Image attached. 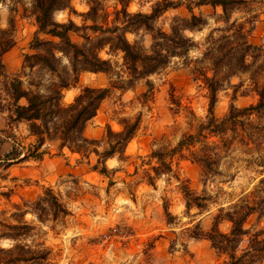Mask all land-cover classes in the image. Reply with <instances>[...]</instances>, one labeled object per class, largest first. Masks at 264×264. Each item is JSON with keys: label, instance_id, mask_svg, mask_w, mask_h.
<instances>
[{"label": "rangeland", "instance_id": "1", "mask_svg": "<svg viewBox=\"0 0 264 264\" xmlns=\"http://www.w3.org/2000/svg\"><path fill=\"white\" fill-rule=\"evenodd\" d=\"M88 1L73 0L72 6L79 15L58 12L56 21L67 22L71 18L82 25L80 14L89 10ZM100 1L109 13L121 8L119 0ZM158 1L162 0H130L128 11L150 14ZM171 1H180L183 6L162 14L156 21L158 28L169 32L175 18H190L189 3L207 24L199 31H186L197 45L186 59L175 58L167 69L136 82L132 88L113 89L102 103L85 131L89 139L101 141L97 147L100 153L108 149V127L118 133L124 122L139 120L138 131L125 153L105 160L95 153L85 158L67 148L60 151L58 143L50 142L39 149V159L32 157V145L37 140L28 123L9 122L7 108L13 99L5 85L13 78L23 77V88L35 90L30 85L32 71L23 68L26 55L35 53L31 44L38 27L32 16V0L0 1V28L10 29L12 22L15 41L2 57L8 79L0 77L1 248L21 244L37 253L49 251L45 264H225L226 256L209 240L195 239L194 235L210 232L221 208L228 210L256 197L264 179V164H257L264 149L250 153L236 142L221 162V174L215 176H205L198 163L179 155L172 161L173 173L155 175L152 168L158 163L150 158L152 152L174 148L183 136L196 134L208 119L209 93L202 80L197 79L195 61L202 56L207 36L226 26L220 19L221 7L196 6L197 0ZM243 1L232 13L231 23L238 21L253 28L251 42L264 49V0ZM40 37L50 39L43 34ZM128 39L138 41L146 49L152 44L151 36L144 31L128 34ZM72 40L83 43L77 34H72ZM102 56L109 57L105 52ZM113 59L121 62L120 57ZM124 79H128L127 75ZM110 81L105 73H83L76 86L64 91L63 103H73L87 87H109ZM253 89L249 74L232 75L218 94L215 117H225L232 104L238 108L257 104L259 98ZM20 104L25 105L26 101ZM18 154L20 158L7 161ZM104 162L108 172L102 173ZM182 183L197 194L205 190L213 197L208 211H187L180 190ZM47 189L53 191L62 208H52L45 200ZM24 223L31 229L9 228ZM198 225L200 230L196 229ZM245 227L252 231L264 229V216L260 218L254 212ZM230 228L227 222L220 224L222 232L227 233ZM18 233L25 234L18 241L8 236Z\"/></svg>", "mask_w": 264, "mask_h": 264}, {"label": "trees", "instance_id": "2", "mask_svg": "<svg viewBox=\"0 0 264 264\" xmlns=\"http://www.w3.org/2000/svg\"><path fill=\"white\" fill-rule=\"evenodd\" d=\"M72 2L32 0V16L38 31L31 44L35 53L26 55L23 70L29 68L32 71L34 78L30 85L35 90L23 88V77L7 82L5 86L13 99L7 108L8 120L10 123H28L30 133L37 140L36 145H32V157L36 159H39V149L50 142L58 143L60 151L67 148L71 153L85 158L95 153L100 160H105L117 153H125L126 146L138 131L139 120L124 122L123 130L118 133L108 127V149L100 153L97 147L101 141L89 139L85 131L88 123L97 116L102 103L113 89L132 88L136 82L167 69L175 58L186 59L190 51L197 47L186 31L201 30L207 20L197 16L189 3L187 9L190 18H175L170 31L166 32L156 26V21L169 9L182 7L180 1H158L152 12L146 14L130 13V0H119L121 8H116L113 13L108 12L102 1L89 0V10L80 14L83 17L82 25L76 24L71 18L67 22L56 21L55 14L58 12L69 11L79 15ZM241 2L244 1L197 0L195 3L196 6L221 7L223 14L220 19L226 25L207 36L202 56L195 61L197 79L202 80L209 93V116L196 134L183 136L174 148L152 152L150 158L158 163L152 168L156 176L173 173L172 161L176 155L198 163L203 174L210 177L221 174V162L236 142L250 153L264 149V49L251 42L253 28H247L246 24L238 21L231 23L232 13L239 9L238 3ZM11 27L12 22L10 29L0 28V77L6 80L8 76L2 57L15 45ZM140 31L151 36L149 49L138 41L131 42L128 39V34L137 35ZM42 34L50 39H42ZM72 34L80 36L83 43H75ZM103 52L109 57L104 58ZM113 57H120L121 62ZM86 72L105 73L111 80L109 87H87L73 103L64 104V91L76 86L80 76ZM236 73L250 75L258 102L244 108L232 104L225 117L216 118L214 107L218 102V94ZM124 75L128 79H124ZM113 78L116 81H112ZM41 88L45 91H40ZM22 100L26 101L25 105L20 104ZM212 139L216 140L210 141ZM20 157L21 154H18L7 161ZM257 164H264V155ZM103 172H108L105 162ZM148 176L152 182L153 178ZM180 190L188 212L194 208L201 213L209 210V202L213 197L205 190L203 194H197L183 183ZM256 194L252 201L243 200L228 210L221 208L214 217L211 231L205 234L199 231L194 235L195 239L209 240L214 248L226 256L225 264H264V229L252 231L245 227L254 212L260 218L264 216V179H261ZM45 196L52 208H62L51 189L46 190ZM63 212L68 213L66 209ZM223 222L231 225L227 233L220 230ZM21 227L31 229L26 223L9 228L16 231ZM196 229L200 230V226H196ZM24 235L18 233L8 236L18 241ZM49 254V251L37 253L21 244L9 249L0 247V264H45Z\"/></svg>", "mask_w": 264, "mask_h": 264}]
</instances>
